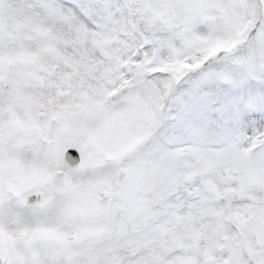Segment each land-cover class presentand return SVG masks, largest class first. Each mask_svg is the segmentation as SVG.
<instances>
[{"label":"snow or ice","instance_id":"1","mask_svg":"<svg viewBox=\"0 0 264 264\" xmlns=\"http://www.w3.org/2000/svg\"><path fill=\"white\" fill-rule=\"evenodd\" d=\"M0 264H264V0H0Z\"/></svg>","mask_w":264,"mask_h":264}]
</instances>
